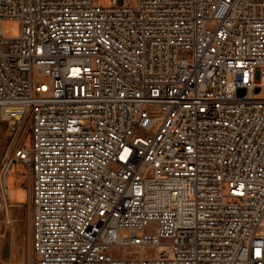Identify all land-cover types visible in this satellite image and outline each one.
<instances>
[{"label":"built area","instance_id":"1","mask_svg":"<svg viewBox=\"0 0 264 264\" xmlns=\"http://www.w3.org/2000/svg\"><path fill=\"white\" fill-rule=\"evenodd\" d=\"M110 3L0 0V210L20 162L34 264H264V0Z\"/></svg>","mask_w":264,"mask_h":264},{"label":"rangeland","instance_id":"2","mask_svg":"<svg viewBox=\"0 0 264 264\" xmlns=\"http://www.w3.org/2000/svg\"><path fill=\"white\" fill-rule=\"evenodd\" d=\"M96 4L109 6L111 3L110 0H96ZM19 28L17 21H7L4 24L5 35L15 37L19 34ZM22 134L24 138H21ZM27 135L26 123L14 125L0 122V167L9 163L20 144L26 142L27 148H30L31 138ZM17 172L22 174L19 179ZM6 189L11 204L0 210V264H34L36 256L32 246L31 213L28 204L32 179L25 165L20 162L13 163L6 177Z\"/></svg>","mask_w":264,"mask_h":264},{"label":"bare ground","instance_id":"3","mask_svg":"<svg viewBox=\"0 0 264 264\" xmlns=\"http://www.w3.org/2000/svg\"><path fill=\"white\" fill-rule=\"evenodd\" d=\"M8 130V129H7ZM9 132V131H8ZM11 135V134H10ZM17 135V134H16ZM18 136V135H17ZM21 138H24V134H22V136H21ZM8 165H9V163L8 164H6V167H5V169L2 171V177H1V182H2V184H4V173H5V171H6V168L8 167ZM21 177V176H20ZM5 184H6V180H5ZM7 191V189H5L3 192H6ZM10 205H8L7 207H9ZM13 206V205H12ZM8 221H10V218H9V220ZM10 223V222H9Z\"/></svg>","mask_w":264,"mask_h":264}]
</instances>
